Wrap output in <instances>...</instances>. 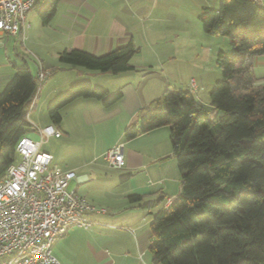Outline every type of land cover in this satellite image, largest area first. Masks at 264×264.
I'll return each mask as SVG.
<instances>
[{"label":"trees","instance_id":"obj_1","mask_svg":"<svg viewBox=\"0 0 264 264\" xmlns=\"http://www.w3.org/2000/svg\"><path fill=\"white\" fill-rule=\"evenodd\" d=\"M58 2L34 7L44 24L54 18ZM199 19L205 33L226 36L233 47L230 54H218L223 78L210 91L212 109L192 91L168 88L125 131L131 140L167 126L182 172L181 195L153 213L152 261L264 264V84L257 83L253 70L254 59L264 56V5L221 0L218 9L204 7ZM138 51L132 41L101 56L74 48L61 52L59 61L119 74L136 69L131 60ZM41 86L24 64L0 93V178L18 160L17 144L30 130V104ZM123 97L122 91L75 83L48 104L47 113L58 126L62 110L78 98L97 99L108 109ZM212 110L220 115L212 116ZM163 199L143 207H156Z\"/></svg>","mask_w":264,"mask_h":264},{"label":"crops","instance_id":"obj_2","mask_svg":"<svg viewBox=\"0 0 264 264\" xmlns=\"http://www.w3.org/2000/svg\"><path fill=\"white\" fill-rule=\"evenodd\" d=\"M45 2L47 0H41L39 3ZM32 11L35 14H32ZM28 20L32 26L24 31L26 40L22 39L21 35H6L0 42V93L11 81L16 67L20 65L19 59L14 60L6 55L7 48L13 44L15 47L18 42L24 46V41L30 40V37L37 36L41 40L44 39L42 37H50V46L58 56V61L60 53L64 50L75 48L101 56L130 41L139 48L132 60L137 54L143 53V48L136 44V34L137 26L141 24L145 31V0H59L57 12L49 23L42 22L36 8L28 13ZM33 20L39 24L34 33ZM24 59L25 64H28L25 57ZM132 60L131 64L135 70L119 74L97 72L94 81L85 79L90 80L87 82L96 87L109 90L110 93L122 91L124 97L120 102L107 109L97 99L78 98L62 110V122L56 126L61 131V136L49 138L61 139L64 134H70L71 125L66 123L65 114L73 109V124L83 122L84 127L93 130L96 135L89 159L83 161L82 165L63 168L62 160L57 159L50 150H43L42 146L40 148L41 151L53 154V165L75 170L77 193L94 206L100 204L98 208L106 210L89 215L94 222L89 230L72 227L55 242L53 250L58 248V252L54 254L63 264H154L152 255L149 257L145 252L146 230L150 226L153 213L169 206L171 203L167 204L168 199L173 201L181 195V170L170 140L169 128L163 126L131 140L125 139V131L139 123L141 111L161 97L166 90L165 87H160V83H150L148 88L136 86L135 80L138 76L130 73L141 70L137 69ZM254 67L255 70H260V73L255 75L257 83L264 84V56L254 59ZM30 68L35 76H38L41 69L46 73L41 88L30 104L28 114L31 127L27 137L38 141L31 137L40 136L38 130L52 125V122L50 120L46 126L40 127L32 122L30 112L38 105L49 104L57 96L65 93L71 85L86 82L84 80L86 68L62 64L60 61L59 64H49L42 59L39 60L37 67ZM63 70H69L73 74L64 80L55 81L58 71ZM147 74L142 69L140 84L145 85ZM211 114L220 115L213 110ZM117 144H124L126 160L123 168H117L120 170L117 173L121 181L119 190L100 187L93 189L95 193L84 188L80 192V186L90 181V177L87 171L78 169L98 161ZM131 195H139L140 198L132 201ZM161 198H164L163 201L156 207H143L144 204L158 202ZM119 203L121 204L118 205ZM161 204L162 207H158ZM79 230L84 231L83 237L79 235Z\"/></svg>","mask_w":264,"mask_h":264},{"label":"rangeland","instance_id":"obj_3","mask_svg":"<svg viewBox=\"0 0 264 264\" xmlns=\"http://www.w3.org/2000/svg\"><path fill=\"white\" fill-rule=\"evenodd\" d=\"M220 3L221 0H145V31L141 24L137 26L136 34V44L143 48V53L137 54L132 60L141 72L130 73L138 76L135 85L148 88L150 83H160V87L165 89L177 88L192 91L205 108L211 110L210 91L223 78L218 54L220 51L230 54L233 47L228 37L205 33L199 15L204 7L218 9ZM32 14H35L34 11ZM149 16H151L150 19ZM38 26L39 24L33 20V33ZM42 38L44 39L41 40L37 36L30 37V40L24 41V46L20 42L15 47L13 43H10L13 45L7 48L6 55L14 60L19 59V67L25 64L24 57L31 67H37L41 59L49 64H59L58 56L50 46V37ZM5 58L7 60V57ZM142 69L145 70V74L148 73L145 75V85L140 84ZM84 70L86 72L84 80L96 79L95 73L98 71L87 68ZM253 70L256 76L260 73V70H255V67ZM72 74L69 70L58 71L55 81L64 80ZM47 105H38L34 111L30 112L32 122L40 127L46 126L50 121ZM73 112L72 109L65 114L66 123L71 125L70 134H64L61 139H48L42 145L43 150H50L57 159L63 161L61 163L63 168L82 165L83 161L90 158L96 142L94 131L85 128L83 122L73 124ZM31 138L41 140V136ZM83 170L88 172L90 181L80 186V192L84 188L95 193L93 189L100 187L119 190L121 181L117 173L120 170L110 166L102 156L98 161L78 169V171ZM175 172L177 174L178 169ZM76 185L75 179L72 187ZM97 207H100V204ZM158 207H162V204ZM78 233L81 237L85 234L82 230ZM151 236L150 226H148L145 233V252L149 257L152 255ZM53 251L56 254L58 248Z\"/></svg>","mask_w":264,"mask_h":264},{"label":"built area","instance_id":"obj_4","mask_svg":"<svg viewBox=\"0 0 264 264\" xmlns=\"http://www.w3.org/2000/svg\"><path fill=\"white\" fill-rule=\"evenodd\" d=\"M41 0H0V42L6 35H21L31 28L28 13ZM264 3V0H256ZM42 84L43 69L38 74ZM40 132L41 140L20 139L18 160L0 178V264H63L54 254L55 242L72 227L89 230L93 212H105L79 195L72 187L77 173L53 165V154L41 151L44 141L61 136L54 125ZM124 144L104 155L114 168L126 164ZM171 203V199L167 201Z\"/></svg>","mask_w":264,"mask_h":264}]
</instances>
